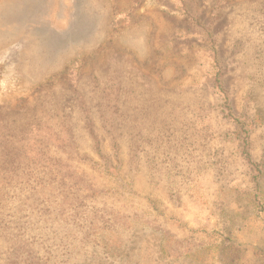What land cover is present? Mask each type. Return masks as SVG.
<instances>
[{
    "label": "rangeland",
    "instance_id": "rangeland-1",
    "mask_svg": "<svg viewBox=\"0 0 264 264\" xmlns=\"http://www.w3.org/2000/svg\"><path fill=\"white\" fill-rule=\"evenodd\" d=\"M0 264H264V0H0Z\"/></svg>",
    "mask_w": 264,
    "mask_h": 264
}]
</instances>
